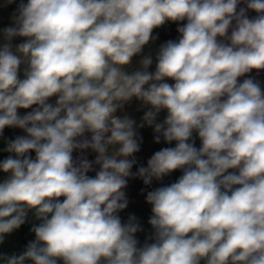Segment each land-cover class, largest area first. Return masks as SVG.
<instances>
[{
    "label": "clouds",
    "instance_id": "clouds-1",
    "mask_svg": "<svg viewBox=\"0 0 264 264\" xmlns=\"http://www.w3.org/2000/svg\"><path fill=\"white\" fill-rule=\"evenodd\" d=\"M182 21L154 72L151 55L125 70L154 29ZM2 35L0 136L26 135L6 141L13 155L0 160V243L30 211L40 221L3 264H264V90L239 80L264 70V0H28ZM133 98L149 106L139 126L117 115ZM145 124L175 147L132 173ZM176 170L147 193L154 233L138 246L136 217L118 215L128 178L150 185Z\"/></svg>",
    "mask_w": 264,
    "mask_h": 264
},
{
    "label": "crops",
    "instance_id": "crops-1",
    "mask_svg": "<svg viewBox=\"0 0 264 264\" xmlns=\"http://www.w3.org/2000/svg\"><path fill=\"white\" fill-rule=\"evenodd\" d=\"M23 2L27 3L28 0H14L13 3L7 4L6 0H0V44L4 43L2 30L6 27L13 26V15L16 13L18 5ZM244 5L241 4L238 7H243ZM247 15L252 18L257 15L256 12L249 10ZM186 23V21L182 22H170L169 27L164 31V29H154L156 30L155 34L153 33V36L156 37L155 42H150L144 46L143 51L140 55L133 57L132 64L128 67H126V71L131 72L136 70V68L139 67V61L144 55H151L153 57V64L149 68V71L154 72L155 66H156V60L155 56L156 53L159 50V47L165 43L164 39H166V34L171 32V38L173 41H178L180 38V34L177 32V28L180 26H183V24ZM24 38L16 37L12 40V45L15 47V45L22 43ZM24 65H21V71H20V77L23 79V69ZM251 77L254 80L258 81L261 85L262 90H264V70H252L251 73L246 74L244 77H240L239 80L242 82L243 79ZM174 83V81H170V84ZM56 97H52L49 99L50 103H55ZM35 107V106H33ZM149 106H142V102L138 101L136 98H133L130 102L126 103L122 110H118L117 115L120 117L128 116L129 118L133 119L136 122V125L139 126L142 121V117L144 113L148 110ZM31 109H19L18 112L20 115L25 114L27 111H30ZM167 112L166 110H162L158 116H157V122H163L164 118L166 117ZM137 133L139 137L142 138V142L140 143V151L135 153V159L137 161L136 164L133 165V168L131 169L132 173H136L138 168L140 166H147L148 159L151 158V156L161 150L165 147H175V141L172 143H165L163 141V138L161 137V141L159 143H156L154 140V136L156 133L153 130V127L148 126L145 124L143 127H137ZM8 129L5 128L3 131V136H0V148L3 147L6 144V141L8 140ZM11 139H14L16 136H22L26 135V133L23 132L22 129L19 128H11ZM86 135L90 138V134ZM9 155H13L10 154ZM31 155L35 156V153H31ZM79 151H76L73 153L74 158L79 156ZM84 155L90 160L94 161L96 153L92 152L90 149L85 150ZM129 159H132V157H129ZM99 166L94 165V170L90 171L88 173L89 176H94L95 171L98 170ZM233 171V170H230ZM174 173V182H176L179 177L183 174L181 170L173 171ZM171 176V175H170ZM169 175L163 177L161 180H155L153 179L152 183L150 185H145L143 183V180L138 177H130L127 181V186L124 189L126 193V198L128 200V206L124 210L120 211L118 213L119 217L121 218L122 222L127 223L130 216H135L137 222L140 224L142 231L137 232L136 238L139 241L138 246H142L145 242L151 243V239L149 237L152 236V231L149 232V227H151L150 224L147 222V217H150L152 215L151 212V205L146 202V196L149 191H152L158 187L166 186L171 184L169 180H167ZM172 177V176H171ZM6 178V174L1 175L0 174V180H3ZM63 199L62 197L60 198ZM40 221L36 220L34 217V214L32 211L28 213V218L26 220V223L21 225L20 228L14 230L10 234H6L4 236L3 242L0 243V256H10L13 254L19 255L23 253L26 250V246L30 241L35 240V234L30 231L31 227L34 224H39ZM148 224V225H147ZM2 263V260H0V264ZM201 264H205L203 261H201Z\"/></svg>",
    "mask_w": 264,
    "mask_h": 264
},
{
    "label": "rangeland",
    "instance_id": "rangeland-1",
    "mask_svg": "<svg viewBox=\"0 0 264 264\" xmlns=\"http://www.w3.org/2000/svg\"><path fill=\"white\" fill-rule=\"evenodd\" d=\"M169 24H170V22H166L163 26H161V27H159V28H156V30H158V29H164V31H165V30L169 27ZM156 30L153 31L154 34H155ZM153 37H154V36H153ZM155 38H156V37H155ZM155 40H156V39H153V40H151V41H152V42H155ZM169 40H172V38H171V32H169L168 34H166V39H164V42H167V41H169ZM170 81H172V80L169 79V80H167L166 82L170 83ZM172 82H173V81H172ZM170 175H171L172 177H171ZM173 175H174V173H170V174H169L170 177L167 178V180H169L170 183H173V182L175 181ZM149 218H150V217H147V222L149 221ZM148 224H149V223H148ZM148 224H147V225H148ZM148 229H149V232H151V231L153 230L152 226L149 227ZM153 233H154V230L152 231V235H153ZM151 242H152V240H151ZM10 256H11V254H10ZM203 262H204V261H203ZM204 263H205V262H204ZM1 264H3V261H2ZM25 264H33V262H32V261H26ZM58 264H63V262H62V261H58Z\"/></svg>",
    "mask_w": 264,
    "mask_h": 264
},
{
    "label": "trees",
    "instance_id": "trees-1",
    "mask_svg": "<svg viewBox=\"0 0 264 264\" xmlns=\"http://www.w3.org/2000/svg\"><path fill=\"white\" fill-rule=\"evenodd\" d=\"M8 129V140H10L11 139V128H7ZM193 138H194V140H195V146L197 147V148H199L200 147V144H201V142H200V140H199V138H198V135L194 132L193 133ZM7 140V141H8ZM6 147V144L3 146V147H1L0 148V160H3V159H5V158H7L8 156H9V153L8 152H5L3 149ZM0 174L1 175H4V173H2V172H0Z\"/></svg>",
    "mask_w": 264,
    "mask_h": 264
}]
</instances>
